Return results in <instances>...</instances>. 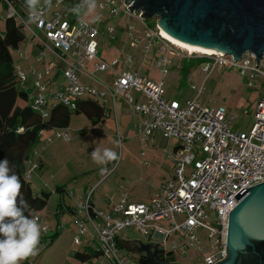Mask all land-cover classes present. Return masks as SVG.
I'll list each match as a JSON object with an SVG mask.
<instances>
[{"label": "built area", "instance_id": "obj_1", "mask_svg": "<svg viewBox=\"0 0 264 264\" xmlns=\"http://www.w3.org/2000/svg\"><path fill=\"white\" fill-rule=\"evenodd\" d=\"M80 2L51 0V7H46L41 0L42 10L33 22H29L24 0H0L6 18H14L30 36L25 48L16 50L18 57L29 61L26 55L30 46L37 48L34 61L39 66L32 65L29 73L21 63H14L18 83L29 93L33 108L47 117L48 108L54 102L76 110L79 99L90 98L107 108L106 117L114 111L118 122V102L122 100L132 109L133 116L138 117L134 128L144 142L155 133L178 142L172 149L169 146L164 148L174 163L175 179L165 181L150 202H132L128 194L123 193L109 213L93 207L92 193L79 202L74 213L78 230L75 243L81 245L83 236L91 232L101 251V264L106 261L130 264L119 254L118 232L123 229L134 226L147 236L151 228L153 235L163 243L174 236L176 239L171 242L170 249L163 248L174 253L178 250L182 255L189 249L203 248L199 232L204 230L210 240V254L205 258V264L220 263L227 257L230 213L239 203L235 195L243 188L249 189L264 182V95L259 101L255 122L246 133L232 130V119L228 118V111L222 105L204 107L199 99L183 105L167 99L164 78L169 73L171 54L175 50H182L188 56L211 59V64L204 67L208 75L217 66L236 67L243 76L249 75L250 86L264 75L261 68L264 59L257 64L251 53L234 60V56L222 52H189L167 39L159 24L156 28L146 27L142 36L133 33L135 27L132 25L130 38L134 48L144 45L146 54L150 44L156 43L157 68L163 78L154 81L134 70L119 71V59L108 62L99 52L98 37L102 33L103 20L97 17L90 22L83 15L78 18L69 11ZM123 2L124 6H120L116 0H97V9L108 11L112 16L136 15L145 20L141 17L142 12L131 10V5ZM107 32L117 38L114 28L110 27ZM47 59L50 65H46ZM124 63L130 67L134 57L126 56ZM55 67L61 70L64 81L47 93ZM105 71L114 72L112 84L97 74ZM29 87L34 91H29ZM55 136L64 141L71 140L67 128L57 130ZM122 138L119 135V139ZM51 142L53 138L49 137L47 143ZM35 154L38 158L43 157L42 152ZM36 166L32 164V168L27 169L28 178ZM179 217L183 220L179 221ZM30 218H38L43 232L48 233L50 228L40 213L35 212ZM58 228L62 229V226Z\"/></svg>", "mask_w": 264, "mask_h": 264}, {"label": "rangeland", "instance_id": "obj_2", "mask_svg": "<svg viewBox=\"0 0 264 264\" xmlns=\"http://www.w3.org/2000/svg\"><path fill=\"white\" fill-rule=\"evenodd\" d=\"M116 1L118 5L124 6L123 0ZM82 15L90 21L97 17L103 20L102 33L98 37L101 57L110 62L114 59H120V69L140 72L142 76L154 81L162 80L163 77L156 62V43H151L149 52L145 54L144 45L136 49L132 46L130 38L132 25L135 27L133 33L142 36L146 27L156 28L158 26V18L142 20L136 15L112 16L108 11H100L97 8L92 13ZM5 20L6 11L3 4L0 3V28L2 29L5 28ZM110 27L115 29L114 36L117 38L108 34L107 30ZM29 42L30 36L27 35L21 47L24 49ZM32 49L26 56L33 59L35 56L33 52L35 51ZM184 53L182 50H175L171 54L172 63L169 66V73L164 78L166 98L177 100L183 105L196 99H199L204 107L222 105L228 111V118L232 119V130L249 133L255 122L259 101L264 95V75L255 79L253 86L249 85V75L243 76L236 67L217 66L208 75L204 72V67L211 64V59L199 55L188 56ZM128 55L134 57V63L129 68H125L124 59ZM46 62V65H50L49 59ZM14 63H21L29 73L31 63L20 59L16 52ZM35 66H39V64L35 63ZM261 68L264 71L263 63ZM99 74L108 76L109 73ZM60 80L54 79L53 87ZM29 91L33 92L34 90L29 87ZM51 91L52 88H49L47 93ZM128 109L124 101L118 102L120 132L115 126V113L111 117H105L97 125H94L85 113H73L68 129L71 140L57 139L51 143L55 153L50 172L56 176V179H51L49 183L55 186L56 182L66 180L68 191L65 197L67 200L71 201L70 191L73 190L77 196H81L83 195V188H86V195L92 193L93 200H104L105 203H107L106 196L111 197L123 191H128L133 199L142 198L146 199V202H150L152 194L159 193L165 181L175 179L174 163L167 157L164 148L169 146L172 149L178 141L175 139L169 141L160 133H155L144 142L136 128L128 129L130 121ZM119 135L123 136L122 140L119 139ZM95 148L101 150L111 148L117 152L120 158L106 166L99 165L91 158V153ZM145 161L146 164H144ZM102 167L108 169L105 174H101ZM71 176L78 178L71 180ZM93 177L96 179L102 177L96 186L95 180L90 182ZM34 187L36 188L35 184ZM59 199L60 193H53L47 209L41 215L42 220L45 221L50 230L48 233L42 231L39 254L22 261L21 264L23 262H29L28 264H100L101 260L98 263L96 260L83 263L76 259V252L84 251L86 247L84 243L81 245L75 243V228L77 227L74 224V216L67 210L64 213H58ZM178 219L182 221L183 217ZM59 225L62 226V230L52 240L51 236L57 231ZM149 231V235L145 236L137 227L131 226L118 232V234L124 244L147 238L150 239L151 243L160 244L161 247L168 249L171 247V242L176 239L172 236L163 243L159 238L153 236L151 228ZM199 236L202 240V249L198 247L189 249L186 255H182V252L177 250L171 263L205 264V258L210 254V240L208 233L204 230L199 232ZM177 240L181 243L180 239ZM94 247L93 250L96 249ZM119 254L130 264H136L141 256L134 249H128L127 246L121 245ZM105 264H110V262L107 261Z\"/></svg>", "mask_w": 264, "mask_h": 264}, {"label": "water", "instance_id": "obj_3", "mask_svg": "<svg viewBox=\"0 0 264 264\" xmlns=\"http://www.w3.org/2000/svg\"><path fill=\"white\" fill-rule=\"evenodd\" d=\"M183 42L241 59H264V0H125ZM249 191V192H248ZM248 192V193H247ZM245 194V195H244ZM231 211L227 257L218 264H264V182L241 189ZM157 249L148 254L155 258ZM157 264H174L162 261Z\"/></svg>", "mask_w": 264, "mask_h": 264}, {"label": "trees", "instance_id": "obj_4", "mask_svg": "<svg viewBox=\"0 0 264 264\" xmlns=\"http://www.w3.org/2000/svg\"><path fill=\"white\" fill-rule=\"evenodd\" d=\"M27 34L14 18H6L5 28H0V161L7 159L9 166L19 176L22 183L21 195L27 201L28 210L25 215L30 217V211L41 215L47 209L52 192L42 190L36 192L27 176V163L31 158L34 147L40 140L41 131L53 128L69 127L73 113H85L97 125L107 115V108L101 103L90 98L78 100L76 110H70L62 104L54 102L48 108V116L43 115L33 108L29 93L18 83L14 69V54L21 47ZM58 192L66 191L65 186H59ZM63 202L58 204V213L62 212ZM67 211L75 213V209L68 207ZM62 229L51 236L54 240ZM2 238V237H0ZM120 246V244H119ZM157 254L152 259L147 254H142L136 264H157L162 261L171 263L173 251L160 246L156 247ZM96 252L77 251L75 257L81 261H88L100 256ZM23 262L22 264H28Z\"/></svg>", "mask_w": 264, "mask_h": 264}, {"label": "clouds", "instance_id": "obj_5", "mask_svg": "<svg viewBox=\"0 0 264 264\" xmlns=\"http://www.w3.org/2000/svg\"><path fill=\"white\" fill-rule=\"evenodd\" d=\"M43 3L51 7V0H43ZM24 5L29 12V22H33L42 10L41 0H24ZM96 7L97 0H81L69 11L79 18L82 14L92 13ZM91 158L95 163L106 166L120 157L111 148H95ZM100 171L105 174L108 169L102 167ZM21 189L20 178L9 166V161H0V264H21L40 251L43 229L38 218L25 215L28 204L21 195Z\"/></svg>", "mask_w": 264, "mask_h": 264}, {"label": "crops", "instance_id": "obj_6", "mask_svg": "<svg viewBox=\"0 0 264 264\" xmlns=\"http://www.w3.org/2000/svg\"><path fill=\"white\" fill-rule=\"evenodd\" d=\"M94 19L95 18H93V20H91V21L88 20V19H86V20H88L90 22H93ZM32 47H33V45L30 46V49H29L28 53L31 51ZM32 51H35V52H33V55H36L37 48L34 46V49H32ZM28 62L31 63V66L32 65H35L34 58L32 59L30 56H29V61ZM108 62H110V61H108ZM120 63H121V61L119 59V64ZM119 64H118V67H117L119 71L129 70V69H124V70L120 69L119 68ZM30 67H29V69H30ZM124 67L125 68H129V67H127L125 65V63H124ZM106 72L109 73L108 76L107 75L106 76H101L99 74V73H106ZM54 73H56V74L54 75ZM97 74H99L98 76L100 78H102L103 80H105L108 84H112L113 77H114V72L113 71L98 72ZM50 78H51L52 84H53V80L54 79H56L57 81H58V79H61L56 86H58L59 84H61L64 81V76H63L61 70L59 68H56V67L53 69ZM52 84H51L50 88L54 89L56 86L53 87ZM128 108H129L128 110L130 111V121H129L128 129H130V128L134 127V123L138 120V117H134L133 116L132 109L129 106H128ZM113 113H114V111L111 112V115L109 117H111L113 115ZM115 126L117 127V131L120 132L121 129H120V122H119V115H118V122H117V118H116V124H115ZM62 129L63 128L46 129V130H44L41 133L40 140H39L38 144L34 147V149L32 151V154H31V158H30V160L27 163V169L30 170L32 168V164H37V166L34 169L31 170L30 177H29V180H30V182L32 184L33 189L36 192H40L42 190H48V191H51L52 194L53 193H60L59 202L60 201L63 202L62 212L64 213L68 209V207H72V208L75 209L77 207V204L79 202L84 201V199L89 194L86 195V190H87L86 188H83L84 189L82 191V194L83 195H81V196H77L76 192L72 190V191H70V196H71V201H70V200H67L66 197H65L66 192L68 191V189L66 187L67 184L65 183L66 180H64V181L61 180L60 182L59 181L56 182L55 183V186H52L49 183V181L51 179H56V176H53L51 174V172H50V169L52 167L51 166V162L53 163V157H54V153L55 152L52 149L53 148V145H51L52 142L51 143H47V139L49 137H52L53 138V141H55L57 139H61V138H56L55 134H56V131L57 130H62ZM68 129H69V127L67 128V130ZM36 152H42L43 157L42 158H38L37 155L35 154ZM144 164H146V161L144 162ZM77 178L78 177H75V176L72 177L71 176V180L77 179ZM101 179H102V177H101ZM101 179H96V177H93V178L90 179V182L95 180V186H96L101 181ZM34 184H35V186H36L37 189L34 187ZM59 186H65L66 187V191H64V192H58L57 191V188ZM123 193L128 194L129 199L132 202H145L146 203V199H142V198L133 199L129 195L128 191H123V192H120V193L118 192L117 194H114L111 197L106 196L107 203H105L104 200H102V201L93 200V195H92V205L98 211H102V212H105V213H109L110 210H111V206L120 198V196ZM155 194H157V193L152 194V198L154 197ZM59 202H58V204H59ZM27 210H28V207L25 209V211H27ZM29 213L32 215L33 213H35V211H30ZM71 214L73 215V213H71ZM77 231H78L77 228H75V234L77 233ZM154 237H156V236H154ZM83 238H82V243H84V245L86 247V250H84V251H91L92 253L96 252L97 242L93 240L91 232L87 233L85 236H83ZM118 241H119V244L121 246H127L128 249H132V250L134 249L135 251H137L141 255L142 254H147L148 255L150 253V251L154 250L159 245V244L151 243L150 242V239H147V238L145 240H141V241H133V242L125 243L126 244L125 245L124 242L121 241V238L119 237V234H118ZM93 246H95L94 247V248H96L95 250H93ZM76 259L79 260L78 258H76ZM90 260H96L97 263H98V261L101 260V258H100V256H96V257L91 258ZM90 260H88V261H90ZM79 261H81V260H79ZM81 262L86 263L87 261H85V262L84 261H81ZM100 264H101V262H100ZM110 264H112V263H110Z\"/></svg>", "mask_w": 264, "mask_h": 264}, {"label": "bare ground", "instance_id": "obj_7", "mask_svg": "<svg viewBox=\"0 0 264 264\" xmlns=\"http://www.w3.org/2000/svg\"><path fill=\"white\" fill-rule=\"evenodd\" d=\"M163 35L169 39L173 44L177 45L178 47L189 51V52H196V53H206V54H214V53H220V51L216 49H209V48H203L196 45H192L186 42L181 41L180 39L172 36L168 32H166L164 29H162Z\"/></svg>", "mask_w": 264, "mask_h": 264}]
</instances>
